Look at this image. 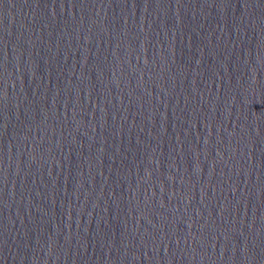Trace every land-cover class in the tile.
<instances>
[{"label":"water","instance_id":"obj_1","mask_svg":"<svg viewBox=\"0 0 264 264\" xmlns=\"http://www.w3.org/2000/svg\"><path fill=\"white\" fill-rule=\"evenodd\" d=\"M0 264H264V0H0Z\"/></svg>","mask_w":264,"mask_h":264}]
</instances>
